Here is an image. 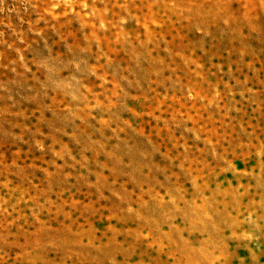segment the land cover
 <instances>
[{"label": "rangeland", "instance_id": "374dc122", "mask_svg": "<svg viewBox=\"0 0 264 264\" xmlns=\"http://www.w3.org/2000/svg\"><path fill=\"white\" fill-rule=\"evenodd\" d=\"M0 264H264V0H0Z\"/></svg>", "mask_w": 264, "mask_h": 264}]
</instances>
